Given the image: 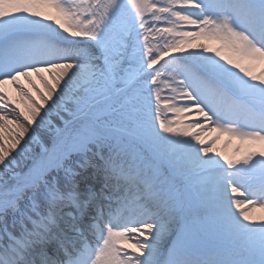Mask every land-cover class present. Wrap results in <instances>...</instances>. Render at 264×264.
<instances>
[{
  "label": "snow or ice",
  "instance_id": "obj_1",
  "mask_svg": "<svg viewBox=\"0 0 264 264\" xmlns=\"http://www.w3.org/2000/svg\"><path fill=\"white\" fill-rule=\"evenodd\" d=\"M257 208L264 0H0V264H264Z\"/></svg>",
  "mask_w": 264,
  "mask_h": 264
},
{
  "label": "bare ground",
  "instance_id": "obj_2",
  "mask_svg": "<svg viewBox=\"0 0 264 264\" xmlns=\"http://www.w3.org/2000/svg\"><path fill=\"white\" fill-rule=\"evenodd\" d=\"M255 71H259V66H257L255 69ZM13 95H15V93H13ZM215 135V134H214ZM229 138L225 135V136H221L220 141L217 144V147L221 150L224 151L225 153H227L228 155L232 156V155H236L235 153V147L237 144H239L240 142L238 140H233L232 143L228 144L225 147V142L228 140ZM256 215H261L264 214L262 213L258 208L255 212Z\"/></svg>",
  "mask_w": 264,
  "mask_h": 264
}]
</instances>
